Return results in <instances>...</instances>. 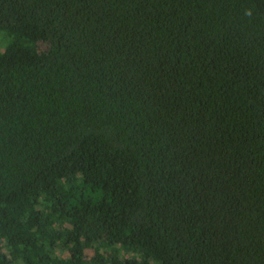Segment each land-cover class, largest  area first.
I'll return each instance as SVG.
<instances>
[{
  "label": "trees",
  "instance_id": "trees-1",
  "mask_svg": "<svg viewBox=\"0 0 264 264\" xmlns=\"http://www.w3.org/2000/svg\"><path fill=\"white\" fill-rule=\"evenodd\" d=\"M0 264H264V0H0Z\"/></svg>",
  "mask_w": 264,
  "mask_h": 264
},
{
  "label": "rangeland",
  "instance_id": "rangeland-1",
  "mask_svg": "<svg viewBox=\"0 0 264 264\" xmlns=\"http://www.w3.org/2000/svg\"><path fill=\"white\" fill-rule=\"evenodd\" d=\"M46 48V46L44 45V44H38V49L40 50V49H45Z\"/></svg>",
  "mask_w": 264,
  "mask_h": 264
}]
</instances>
